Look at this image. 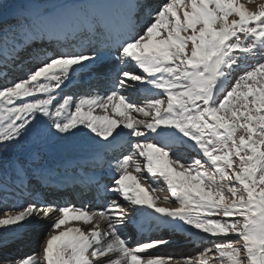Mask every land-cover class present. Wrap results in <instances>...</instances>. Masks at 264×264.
Here are the masks:
<instances>
[{
  "label": "snow or ice",
  "instance_id": "obj_1",
  "mask_svg": "<svg viewBox=\"0 0 264 264\" xmlns=\"http://www.w3.org/2000/svg\"><path fill=\"white\" fill-rule=\"evenodd\" d=\"M102 60L114 90L66 93ZM64 152L83 154L98 200L115 198L98 210L37 199L25 178L52 179L45 156ZM161 182L176 207L154 195ZM17 187L34 202L0 213V264H264V0H0V199ZM42 220L40 252L13 258ZM164 229L205 246L153 255L173 243L153 235Z\"/></svg>",
  "mask_w": 264,
  "mask_h": 264
},
{
  "label": "bare ground",
  "instance_id": "obj_2",
  "mask_svg": "<svg viewBox=\"0 0 264 264\" xmlns=\"http://www.w3.org/2000/svg\"><path fill=\"white\" fill-rule=\"evenodd\" d=\"M110 114H111V111H110L109 115ZM64 156H66V162H65L64 159H60V157H55V158H52L48 164H45V166L48 167V168L55 169V171H62L66 167H68L69 164L72 161H74V156H76V159L79 160L83 156V154L82 153H78V152H71V153L65 152ZM64 156H62V157H64ZM47 165H49V166H47ZM32 174L33 173H31V172L29 173V175H32ZM25 180H27V179H25ZM19 183L20 182L17 180L16 184L19 185ZM23 193L26 194V190L25 189L23 190ZM161 199L163 200V197ZM45 200H47V199H45ZM62 200H65V198L63 197ZM160 204H161V206H164V207H174L172 205L165 204V203H163L161 201H160ZM68 219L70 221H72V217L71 216H69ZM39 224H41V227H39ZM48 224H49L48 220H42V221H39V222H34L32 225L28 226L26 228V230L24 231V239L23 240H18L15 243H13L14 249L13 248L12 249L15 250V251H13L12 253L15 255V252H16V255L18 257H23V253L24 252H26L28 255L32 254L33 252H40V248H37V249L31 248V251H29L28 247H29L30 244H32V246L34 244L36 245V243L34 241L35 238H38L39 240L42 239L41 238L42 234L45 232V231L42 232V230H46V229L48 230ZM34 226H36V227H34ZM72 226H81V225H79L78 223H75ZM101 226H104L103 227L104 230H107V222L106 221H102L101 224H100V228H101ZM43 227H45L46 229H42ZM162 231L170 234V238L173 239L172 240L173 244L168 246V247H163L162 246L159 251H153L152 252L153 255H156V256L165 255V256H175V257H180L181 256L182 257L184 254L187 255L190 250L194 249L193 248L194 245H196L195 243H193L194 245H192V242H189L187 239L184 240L183 239L184 237H182L183 235L180 234V233L172 234V233H169L168 230H166V229H164ZM175 239H177L178 241L177 240L175 241ZM182 239H183V243H180V242H182ZM21 243L23 245H25L26 247L25 248H23V247L20 248V244ZM186 246H188V247H186ZM19 248H20V250H19Z\"/></svg>",
  "mask_w": 264,
  "mask_h": 264
},
{
  "label": "rangeland",
  "instance_id": "obj_3",
  "mask_svg": "<svg viewBox=\"0 0 264 264\" xmlns=\"http://www.w3.org/2000/svg\"><path fill=\"white\" fill-rule=\"evenodd\" d=\"M47 6H53L52 4H48ZM42 47H47V45H46V43H44L43 45H41ZM49 47V46H48ZM18 74H20V73H15V74H13V76H15V75H18ZM239 73H237L236 75H238ZM124 109H122L121 111H123ZM100 115H103L102 113H100ZM119 119V118H118ZM33 139H34V137H32V136H30L29 138H28V144H29V146H31L32 145V141H33ZM65 153V152H64ZM69 153H71V152H69ZM48 157H50V156H48ZM26 157H25V155L24 154H21V159H25ZM53 158V157H52ZM50 158H46L45 157V161H44V163L45 164H48L49 162H50ZM53 163V162H52ZM47 166H49V165H47ZM166 196H169V193H168V195L166 194ZM19 198H17V200H18ZM22 199V198H21ZM169 199H170V201L171 202H169V203H166V204H169V205H172V206H174V207H176L177 205H176V203H175V201L174 200H172V198L169 196ZM16 200V199H15ZM161 202H163V200L161 199L160 200ZM27 205V204H26ZM26 205H23L22 207H19V208H7V209H11V210H14V211H20V210H22V208L23 207H25ZM4 209H6V208H0V213H2L3 212V210ZM76 222H73V224H75ZM37 225V224H36ZM43 226V225H42ZM34 227H36V226H34ZM39 227H41V224H39ZM104 226H101V229H104L103 228ZM42 229H46L45 227H43ZM45 231V232H44ZM42 232H44L43 234H42V239H38V238H35V243H36V245L34 246H32V244H30L29 245V247H28V250L29 251H31V248H35V249H37V248H40V242L44 239V237H45V235L47 234V232H48V230L46 229V230H42ZM182 237H184V236H182ZM184 240H186V238L184 237L183 238ZM177 240V239H176ZM178 241V240H177ZM39 244V245H38ZM173 244V243H172ZM171 244V245H172ZM195 244H198L197 246H195L194 244H193V242H192V245H194V249H192V250H190L189 252H188V254L187 255H183L182 257H194V256H196L197 254H198V252L199 251H202L203 250V247L205 246V245H201V244H199L198 242H196ZM14 245L12 244V245H10V255L13 257V258H20V257H18L17 255H16V252H15V255L12 253L13 251H15V250H13L14 249V247H13ZM25 248L26 246L25 245H23L22 243L20 244V248ZM168 247V246H167ZM186 247H188V246H186ZM13 248V249H12ZM20 248H19V250H20ZM12 249V250H11ZM18 249V248H17ZM18 250V251H19ZM28 251V252H29ZM26 255H28L26 252H24L23 253V257L24 256H26ZM162 256H165V255H162ZM181 257V256H180Z\"/></svg>",
  "mask_w": 264,
  "mask_h": 264
}]
</instances>
